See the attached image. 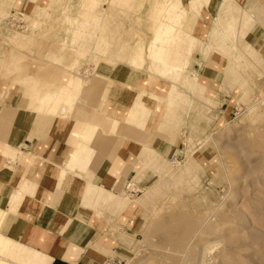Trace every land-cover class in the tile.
<instances>
[{
    "label": "rangeland",
    "instance_id": "rangeland-1",
    "mask_svg": "<svg viewBox=\"0 0 264 264\" xmlns=\"http://www.w3.org/2000/svg\"><path fill=\"white\" fill-rule=\"evenodd\" d=\"M17 1L0 0V80L7 81H0V101L18 83L24 95V85L31 78L36 79L26 74L34 75L32 59L38 56L35 50L46 40L53 42L51 49L57 53L52 55L62 57L58 62L47 58L51 65L46 68L50 77L54 75L50 79L59 74L57 63L73 73L62 74L67 75L63 86L68 87V94L61 85L44 92L39 88L30 91L31 96L38 91L39 98L41 94H50L52 100L41 112H54L60 106L69 111L77 107V98L70 88L75 81L87 83L102 60H120L146 70L149 78L147 83L146 77L142 78V86L157 87L159 79H163L167 86L176 87L169 91L173 95L169 106L162 101L168 113L165 110L167 117L156 135L183 126L180 150L162 158L155 153L150 155L144 145L151 163L138 170L139 178L136 175L130 180L141 192L131 198L123 188L120 190L121 198L135 205L140 213L141 227L128 244V254L115 264H199L203 250L205 264H264V58L259 53L256 57L248 56L244 49L248 42L242 37L253 23L251 12L239 9L237 14L229 1L218 24L219 16L215 18L209 41L200 43L195 38L188 49L190 40L185 41V34L184 43L179 46L181 52L188 53L183 71V65L172 62L169 55L183 37L181 29L193 36V22L206 3L202 0H191L189 4L183 0L188 10L182 8L179 17L173 10L160 12L159 8L164 9L169 0H147L146 6L145 0H118L115 4L109 0H75L73 9L68 6L74 0H50V5H36L28 12L18 9ZM12 10L24 15L28 31L2 25ZM160 16L169 23L168 33L175 40L152 41L158 28L163 33L167 29L164 25L156 26ZM219 29L223 35H218L216 42L212 33ZM64 34L71 39L70 43L63 44ZM226 39L232 48L227 52H232V56L224 55ZM199 43L206 48L202 60H208L210 50L222 54L217 57L224 82L219 95H212L192 70ZM150 45L157 46L152 49V58ZM10 68L14 71H7ZM75 74L83 81L75 80ZM143 94H138L133 105L136 118L141 116L136 125L148 112ZM149 96L160 101L155 94ZM140 98L144 107L136 104ZM169 140L175 142V138ZM78 156L71 164L79 161ZM12 250L0 251V260L15 264L20 253L9 257Z\"/></svg>",
    "mask_w": 264,
    "mask_h": 264
},
{
    "label": "crops",
    "instance_id": "crops-1",
    "mask_svg": "<svg viewBox=\"0 0 264 264\" xmlns=\"http://www.w3.org/2000/svg\"><path fill=\"white\" fill-rule=\"evenodd\" d=\"M109 1L115 4L118 0ZM202 1L207 4L200 7L193 22V36L181 29L183 37L169 55L172 62L182 64L185 71L188 53L179 49L185 34L188 35L185 41L190 40L188 45L195 38L200 43L209 41L215 18L219 16L218 24L221 13L226 10L223 7H229V1L237 14L239 9L251 12L253 23L242 37L248 42L244 48L246 54L256 57L259 53L264 58V0ZM180 2L183 10H188L183 0ZM147 4L145 0L144 6ZM36 5L46 7L50 0L17 1V8L24 12ZM68 8H75V0ZM220 34L223 35L220 29L212 33L216 42ZM62 41L68 44L71 39L64 34ZM224 42V55L232 56V52H227L232 49L229 40ZM52 43L46 40L40 49L36 48L39 57L32 59L34 75L26 73L36 79L31 78V82L24 85V95L18 83L12 85L10 94L0 101V231L22 246L15 264H115L128 254V244L141 227L140 213L135 205L121 198L120 190L140 175L137 173L142 166L151 163L144 145L148 146L150 155L155 153L162 158L180 150L183 126L171 128L162 136L156 135L167 117H164L166 109L162 101L169 106L173 98L169 91L176 87L167 86L163 79H159L157 87L142 86V78L149 75L146 70L120 60H102L87 83L75 81L70 88L77 98V107L69 111L60 106L54 112H41L52 100L50 94H41L39 98L38 91H34V96L30 91L39 88L44 92L61 85L68 94V87L63 86L67 75L62 74L73 73L57 63L59 74L56 79H50L54 75L50 77L46 68L51 65L47 58L53 57L57 62L62 58L52 55L57 53L52 51ZM200 43L194 53L192 70L202 78L212 95H219L224 82L217 57L222 54L216 49L210 50L208 60H202L200 57L206 48ZM97 48H101L99 43ZM226 65L227 61L224 69ZM74 77L83 81L76 74ZM0 81L7 83L5 79ZM141 92H144L142 98L148 112L136 125L141 116L136 118L133 105ZM149 94L160 97V101L150 98ZM176 94L180 95L178 91ZM143 100L136 103L137 106L144 107ZM169 137L175 138V142ZM76 153L79 161L71 164ZM125 193L131 198L137 195ZM0 263L13 264L1 260Z\"/></svg>",
    "mask_w": 264,
    "mask_h": 264
},
{
    "label": "bare ground",
    "instance_id": "bare-ground-1",
    "mask_svg": "<svg viewBox=\"0 0 264 264\" xmlns=\"http://www.w3.org/2000/svg\"><path fill=\"white\" fill-rule=\"evenodd\" d=\"M159 10H160V12L161 11H166V10H173V11H176V14H177V16L179 15V12H180V14L182 13V7H181V3H180V0H172V1H168V2H166V7L164 8V9H161V8H159ZM175 14V13H174ZM179 17V16H178ZM162 19H163V16H160V18L158 19L159 21H158V24H156V26L158 25V26H160V25H164V26H166L167 27V29H166V32L165 33H163V32H161V30H163L161 27L160 28H158V30H157V32L155 33V36L153 37V39H152V41L154 40V41H159V40H161V41H163V40H165V41H169L170 39L171 40H175L174 38H171V37H173L172 35H170L169 33H168V26H169V23H165L166 21H162ZM170 19H172V18H170ZM166 20H168V18H166ZM169 21V20H168ZM151 30H152V28H151ZM152 31H154V29L152 30ZM154 34V33H153ZM17 36V35H16ZM151 43V42H150ZM157 46H152V45H150L149 46V52H150V56H151V58L153 57V51H152V49L153 48H156ZM160 48H161V46H160ZM146 50V52H147V48L145 47V49H144V51ZM151 77V76H150ZM148 78L149 77H146V80H144V83H147V81H148ZM152 81V80H151ZM88 132V131H87ZM1 221H2V219H1ZM1 221H0V225H1ZM2 234V233H1ZM0 234V251H2L3 253L5 252V251H7L8 250V252H9V250H10V248H12L13 250H12V252H11V254H10V256L9 257H12V255H14V256H16V255H18V253H20V251H21V248H22V246H21V244H19V243H17L16 241H14L13 239H11V238H9V237H4L3 235H1ZM211 243V242H210ZM213 245V244H212ZM17 247H19V248H17ZM214 248V247H213ZM18 249V250H17ZM8 252H7V254H8ZM205 252H204V250L203 251H201V254H200V258H199V264H205L202 260H203V258L205 257L204 254ZM198 254V255H199ZM9 255V254H8ZM206 255H207V253H206Z\"/></svg>",
    "mask_w": 264,
    "mask_h": 264
},
{
    "label": "built area",
    "instance_id": "built-area-1",
    "mask_svg": "<svg viewBox=\"0 0 264 264\" xmlns=\"http://www.w3.org/2000/svg\"><path fill=\"white\" fill-rule=\"evenodd\" d=\"M2 25L12 27L13 29L21 32L28 31L29 29L28 21L25 19L24 15L21 12H16L14 10H12L5 18ZM124 190L125 192L131 194H138L141 192V190L134 188L133 183L130 181L125 184Z\"/></svg>",
    "mask_w": 264,
    "mask_h": 264
}]
</instances>
